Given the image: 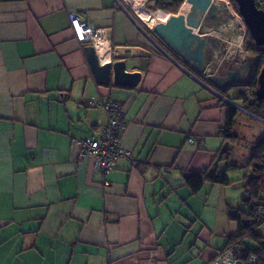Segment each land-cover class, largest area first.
<instances>
[{
  "label": "crops",
  "instance_id": "1",
  "mask_svg": "<svg viewBox=\"0 0 264 264\" xmlns=\"http://www.w3.org/2000/svg\"><path fill=\"white\" fill-rule=\"evenodd\" d=\"M70 11L104 30L98 62L124 63L129 85L115 84L112 70L107 85L95 81ZM217 92L124 0L0 2V264L214 259L237 234L228 208L242 207L245 173L195 194L184 175L207 167L222 146L227 109ZM101 97L127 120L129 156L107 176L73 143L106 122L102 108L85 104Z\"/></svg>",
  "mask_w": 264,
  "mask_h": 264
},
{
  "label": "trees",
  "instance_id": "2",
  "mask_svg": "<svg viewBox=\"0 0 264 264\" xmlns=\"http://www.w3.org/2000/svg\"><path fill=\"white\" fill-rule=\"evenodd\" d=\"M24 0H0V2H20ZM185 0H148L147 4L149 9L157 11L160 14H177ZM232 8L239 15L237 4L234 0H228ZM258 6V5H257ZM259 7V6H258ZM151 10V11H152ZM240 16V15H239ZM150 33L149 30H147ZM153 35V33H152ZM248 41L245 50L253 57V66L250 76L241 85L229 87L221 93L225 95L224 91L229 89L234 90V98L240 104L238 106L247 111L244 112L249 116L256 117L264 122V99H257L255 96V89L257 87V77L260 69L264 65V47L257 45L251 38L247 30ZM246 89L249 90L250 96H245ZM227 109V119L225 126L219 131L222 138V146L216 152L211 163L199 172H189L184 175V180L189 187L192 194L200 190L205 182L217 183L222 185L230 184L228 172L237 169L239 164L232 162L233 148L229 144H237L241 139L235 132L237 125V115L240 109L226 103L224 104ZM222 167L220 168V165ZM241 169L246 172L243 176V190L245 197L242 200L241 208H228V216L231 220L236 221L238 226L237 234L230 237L226 248L220 253L224 252L232 246L237 247L236 256L242 260L253 256L256 259V264H264V236H262L258 229L264 222H257L255 220L257 211L264 206V133L252 145L249 154V161L242 165ZM249 240L256 244L255 248H248L244 241ZM218 253V254H220Z\"/></svg>",
  "mask_w": 264,
  "mask_h": 264
},
{
  "label": "water",
  "instance_id": "3",
  "mask_svg": "<svg viewBox=\"0 0 264 264\" xmlns=\"http://www.w3.org/2000/svg\"><path fill=\"white\" fill-rule=\"evenodd\" d=\"M234 1L251 38L257 45L264 47V11L257 7L254 0ZM184 2L190 5L185 26H178L172 19H167L158 24L155 30L156 37L171 53L217 89L225 90L243 84L244 78L249 77L252 71V56L243 59L241 64L233 69L230 66L221 76L206 63V51L210 48V24L221 16L222 6L217 4L216 0H185ZM85 54L98 84L109 83L111 70L115 84L126 86L131 83L132 75L124 72V63L100 65L95 49L90 45L85 47ZM255 96L257 99H264V65L257 77Z\"/></svg>",
  "mask_w": 264,
  "mask_h": 264
},
{
  "label": "built area",
  "instance_id": "4",
  "mask_svg": "<svg viewBox=\"0 0 264 264\" xmlns=\"http://www.w3.org/2000/svg\"><path fill=\"white\" fill-rule=\"evenodd\" d=\"M257 7L264 11V0H254ZM70 28L73 32L75 40L79 45H90L92 47L100 44L104 39V30L95 28L87 20L80 18L77 14L70 11L67 13ZM157 48L163 51L158 45ZM224 103H229L236 108L247 113L246 110L234 103L228 97L216 93ZM249 98L250 92L245 91V96ZM85 104L88 107L102 108L106 115V122L100 126L96 136L86 139L74 140V145L78 146L80 159L91 157L94 166L98 168L104 176L109 175L115 165L116 160L121 156H129L122 145V137L127 127V120L124 115V110L120 104L112 101L108 97L98 98L96 100H86ZM192 142L193 140L190 139ZM108 182L104 180V185ZM257 222H264V206L261 207L256 214ZM237 247L232 246L224 252L218 254L214 260L207 264H256V259L253 256L242 260L236 256Z\"/></svg>",
  "mask_w": 264,
  "mask_h": 264
},
{
  "label": "rangeland",
  "instance_id": "5",
  "mask_svg": "<svg viewBox=\"0 0 264 264\" xmlns=\"http://www.w3.org/2000/svg\"><path fill=\"white\" fill-rule=\"evenodd\" d=\"M124 1L126 3L127 8L134 13L132 9L133 0H124ZM147 2L148 0H144L143 7L144 9L151 11L152 9H149ZM216 2L219 5L222 4L221 5L222 12H221V16L210 24V29H212L211 31L212 33L210 32L211 33L210 48L207 50V52L210 56L216 74H221L220 67L225 68L228 66V64L234 63L235 61L241 59V57L247 58L248 56L251 55L245 50L248 37H247V28L243 23L242 18L232 8L231 3L228 0H222V2L221 1H216ZM157 11H162V10H156V11L152 10L151 12H157ZM170 14L175 15L172 13ZM156 29H152V30L155 31ZM228 97L234 98L233 89L228 90ZM233 100L237 104H240V102L237 99H233ZM237 121L238 122H237V126L235 127V132L238 134V136L241 139L237 143L239 145L236 144L233 145L232 143H230L229 147L231 149L233 148L232 162L233 163L238 162L239 166L237 169L228 172L230 177L243 176L242 174H244L246 170L241 169V167L242 165H245L249 161V154L252 145H254V143L258 140V138L261 137L264 133V122L256 117L249 116L243 111H240L238 113ZM259 232L261 234H264V227Z\"/></svg>",
  "mask_w": 264,
  "mask_h": 264
},
{
  "label": "bare ground",
  "instance_id": "6",
  "mask_svg": "<svg viewBox=\"0 0 264 264\" xmlns=\"http://www.w3.org/2000/svg\"><path fill=\"white\" fill-rule=\"evenodd\" d=\"M216 1L222 2V0H216ZM143 6H144V0H133V6H132L133 11L147 26H149L152 29H155L158 23L165 22L167 19H172L178 26H185V18L190 8L189 3L184 2L178 14L164 15V14L148 11L144 9Z\"/></svg>",
  "mask_w": 264,
  "mask_h": 264
},
{
  "label": "flooded vegetation",
  "instance_id": "7",
  "mask_svg": "<svg viewBox=\"0 0 264 264\" xmlns=\"http://www.w3.org/2000/svg\"><path fill=\"white\" fill-rule=\"evenodd\" d=\"M234 64H235V65H240V64H241V61H240V60H237V61H235L234 63H230V64H228V66L225 67V68L221 67V68H220L221 74L224 75L225 72L229 70V67H230V66H231V69H233V68L235 67Z\"/></svg>",
  "mask_w": 264,
  "mask_h": 264
}]
</instances>
